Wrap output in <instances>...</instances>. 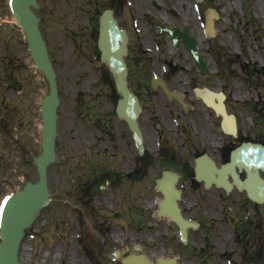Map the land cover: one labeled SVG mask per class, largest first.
<instances>
[{"label":"rangeland","instance_id":"obj_1","mask_svg":"<svg viewBox=\"0 0 264 264\" xmlns=\"http://www.w3.org/2000/svg\"><path fill=\"white\" fill-rule=\"evenodd\" d=\"M90 1L96 0H38L35 7L59 89L57 157L48 168L50 201L35 211L25 229L20 264H122L113 252L129 254L135 243L154 261L162 255L187 253L178 242L171 247L172 227L154 216L160 198L156 179L163 170L182 168L170 164V101L160 89H151L150 80L158 74L175 88L212 85L192 82L193 59L183 45L169 46L170 37L161 32L159 24L186 26L198 37L210 74L196 77L264 78L263 21L254 15L250 0H204L200 4L153 0L156 6L151 5L152 0H120L116 10L130 35L129 84L143 103L144 158L150 163L144 171L136 164L142 157L114 112L119 94L110 71L105 65H96L99 51L97 32L90 22L94 6ZM100 2L102 7L109 4V0ZM211 9L219 13L213 38L205 32ZM242 48V54L236 56ZM49 92V83L35 65L9 0H0V123L5 124V129L0 124V211L11 196L38 180L41 105ZM155 114L166 130L161 142L151 124L150 116ZM106 177L111 186L91 197L90 188ZM114 231L120 232L118 240ZM2 234L0 228V243ZM180 261L188 264L185 257Z\"/></svg>","mask_w":264,"mask_h":264},{"label":"flooded vegetation","instance_id":"obj_2","mask_svg":"<svg viewBox=\"0 0 264 264\" xmlns=\"http://www.w3.org/2000/svg\"><path fill=\"white\" fill-rule=\"evenodd\" d=\"M250 2L264 28V0ZM100 6L101 2L96 0V20ZM198 80L212 85L210 95L217 108L198 96L195 87L175 88L167 79L173 90L182 91L184 101L189 104L183 108L176 98L170 100L168 133L173 147L170 164L172 167L180 164L182 168V213L199 224L189 228V242L183 244L178 224L168 223L173 229L171 242L177 241L187 250L185 255L179 256L185 257L188 264H264V246L261 245L264 242V78L196 77L192 82ZM176 83L179 84L178 79ZM227 118L235 123L227 125ZM155 125L161 142L166 130L161 119ZM130 138L133 142L131 135ZM239 152L249 155L248 167L259 173L246 168L240 171L235 160ZM203 162H215L219 169L202 172L204 180L199 181L194 167ZM235 170L240 172L241 181ZM207 179H217L221 185L214 183L207 187Z\"/></svg>","mask_w":264,"mask_h":264},{"label":"water","instance_id":"obj_3","mask_svg":"<svg viewBox=\"0 0 264 264\" xmlns=\"http://www.w3.org/2000/svg\"><path fill=\"white\" fill-rule=\"evenodd\" d=\"M200 2L202 0H195ZM36 4V0H11L12 12L17 18L19 24L24 28L26 36L29 42V49L35 59L36 64L44 71L48 81L51 85L50 95L44 100L42 105V112L44 116V130H43V144L42 155L37 161L39 181L35 184H31L26 190L21 191L16 196L12 197L1 216V228L4 231L3 241L0 245V264H19V246L23 235V229L29 224L34 211L40 205H44L48 202V190H47V166L49 162L55 159V140L56 127H57V113L56 109L59 104L57 84L55 79V70L52 66L51 60L46 49L45 41L42 33L38 28V17L30 8V5ZM163 31L167 32L173 42L179 46L181 40L185 47L190 52L197 66L200 68L201 73L208 72L207 62L204 61L202 55L199 52V44L194 35H191L187 28L180 30L178 28H170L162 25ZM214 34V32H211ZM122 34V38H120ZM127 40L125 30H120L117 25L116 19L113 17V11L106 9L103 12L100 20L99 40L98 45L101 50V58L98 61V65L107 63L112 71L117 90L121 93L122 98L119 99L117 105V113L120 118L125 119L129 127L133 132L138 150L142 153L144 150L143 136L139 128L137 118L141 112V106L139 104L137 96L128 87V69L124 61V56L127 54ZM161 84L164 91L168 96L173 92L169 90L164 81L155 78L152 80V87L156 88L157 84ZM180 98V93H178ZM127 104H129L127 106ZM176 179V175L170 172L164 173L165 178ZM158 180L159 190H164L163 180ZM174 183V182H173ZM109 180L101 181L96 184L91 194H100L109 186ZM174 187V186H173ZM179 192L172 188V204L174 206V213H170L172 218L179 221L182 228V237H186V225L179 220V208L177 205V198ZM164 200H161V204ZM160 213H163L161 211ZM140 246H136V250H140ZM118 255V253H117ZM138 258L143 261V264H152L147 259L145 254L138 255ZM135 257L129 256L122 258L124 264H138L134 263ZM160 264H164L165 260L159 259ZM165 264H177L175 259L166 261Z\"/></svg>","mask_w":264,"mask_h":264},{"label":"bare ground","instance_id":"obj_4","mask_svg":"<svg viewBox=\"0 0 264 264\" xmlns=\"http://www.w3.org/2000/svg\"><path fill=\"white\" fill-rule=\"evenodd\" d=\"M209 17V16H208ZM210 24L212 25H210V26H208V24H207V31H210V30H212V27H213V24H212V18L210 17ZM206 32V31H205ZM169 46L170 47H173V44L171 43V41L169 42ZM206 102L207 103H211V99H212V97H210V96H207L206 98ZM129 104H127V106H128ZM226 124L227 125H231V121L230 120H227V122H226ZM164 184H165V187H164V193H165V195H166V197H167V199H166V201H165V203L163 204V207H164V211H166V213L168 214V211L169 210H171L172 209V206L170 205L171 204V196H172V190H171V181L169 180V179H165L164 180ZM163 197V194H161V196H160V198H158L157 199V202H159V200L161 199ZM153 206V204L152 203H150L149 202V207H152ZM169 219V218H168ZM113 236H114V238L116 239V240H118V238H119V236H120V232H117V231H114L113 232ZM119 253H120V256L121 257H123L124 255L122 254V251L121 250H119ZM149 256V258L151 259V256L150 255H148ZM40 264H45V261H40L39 262Z\"/></svg>","mask_w":264,"mask_h":264}]
</instances>
